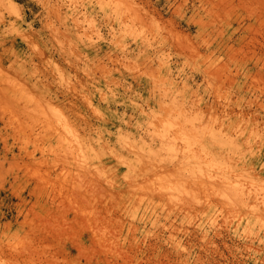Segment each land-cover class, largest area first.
<instances>
[{"label": "rangeland", "instance_id": "obj_1", "mask_svg": "<svg viewBox=\"0 0 264 264\" xmlns=\"http://www.w3.org/2000/svg\"><path fill=\"white\" fill-rule=\"evenodd\" d=\"M0 264H264V0H0Z\"/></svg>", "mask_w": 264, "mask_h": 264}, {"label": "bare ground", "instance_id": "obj_2", "mask_svg": "<svg viewBox=\"0 0 264 264\" xmlns=\"http://www.w3.org/2000/svg\"><path fill=\"white\" fill-rule=\"evenodd\" d=\"M43 108H44V107H43ZM47 109H49V108H47ZM43 110L45 111V109H43ZM44 113H45L44 115H45V118H46V114H47V113H46V112H44ZM39 114H40V115L42 114V116H43V111L40 112ZM39 114H38V112H36V115H37V116H36V115H35V116L39 118V116H40ZM42 116L40 117V120L43 119L42 121L44 122L45 120H44V117H42ZM36 117H35V118H36ZM41 118H42V119H41ZM40 120L37 119L36 122L38 121V122L40 123V122H41ZM32 121H33V119H32ZM50 122H51V121H50ZM50 122H49V123H50ZM46 123H47V121H46ZM46 123H44V124H46ZM51 123H52V122H51ZM51 123H50V124H51ZM42 124H43V123H42ZM30 128H32V127H30ZM34 130H35V129H34ZM29 131L32 132L31 130H29ZM30 132H28V133H30ZM34 133H35V131H34ZM31 134H32V133H31ZM29 135H30V134H29ZM65 141H66V139H65ZM65 141H64V142H65ZM64 142H63V143H64ZM66 146H67V145H66ZM66 146H65V147H66ZM69 153H71V152H69ZM82 169H83V171H84V173H85V168H82ZM80 170H81V169H80ZM96 170H97V169H95V171H96ZM149 170H150V169H149ZM95 171H94V173L97 174ZM155 171H156V170H155ZM155 171H154V172H155ZM161 171H162V170H161ZM87 172H88V170L86 171V173H87ZM147 172H148V171H147ZM147 172H146V173H147ZM149 172H150V171H149ZM151 172H152V170H151ZM154 172H153V173H154ZM76 173H77V175H79V172H76ZM84 173H83V174H84ZM92 173H93V172H92ZM92 173H90V174L88 173V175H90L91 177H93V176H92ZM81 174H82V173H80V176H79V177H81ZM83 174H82V175H83ZM159 174H161V173H159ZM84 175H85V174H84ZM88 175H87V176H88ZM148 175H149V174H148ZM150 175H152V173H151ZM70 176H72V174H70ZM85 176H86V175H85ZM154 176H155V175H154ZM154 176H153V179H154ZM158 176H159V175H158ZM150 177H151V176H150ZM81 178H82V177H81ZM87 178H88V177H87ZM87 178H86V179H87ZM86 179H81V181H82V180H85V181H86ZM91 180H92V179H91ZM92 181H93V180H92ZM157 181H158V179L155 181V182H156V184H155L156 186H157ZM159 181H161V180L159 179ZM162 181H165L164 178H162ZM82 182H84V181H82ZM93 183H95V184H93V185L98 184V182H97L96 180L93 181ZM159 184H160V183H159ZM93 185H92V186H93ZM160 185H163V183L161 182ZM92 186H91V187H92Z\"/></svg>", "mask_w": 264, "mask_h": 264}]
</instances>
